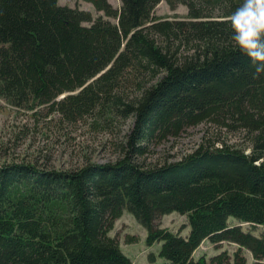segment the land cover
<instances>
[{"label": "trees", "instance_id": "1", "mask_svg": "<svg viewBox=\"0 0 264 264\" xmlns=\"http://www.w3.org/2000/svg\"><path fill=\"white\" fill-rule=\"evenodd\" d=\"M87 1L105 17L57 0H0V98L96 128L133 116L113 162L0 165V264H133L108 234L124 209L147 245L160 242L161 264H245L242 249L264 264V236L241 225H264V72L253 75L231 41L226 18L239 0H166L184 4L183 16L153 14L159 0ZM203 121L242 129L247 145L203 138L179 160H137ZM171 211L185 214L186 234L156 224ZM203 240L237 248L195 257Z\"/></svg>", "mask_w": 264, "mask_h": 264}, {"label": "rangeland", "instance_id": "2", "mask_svg": "<svg viewBox=\"0 0 264 264\" xmlns=\"http://www.w3.org/2000/svg\"><path fill=\"white\" fill-rule=\"evenodd\" d=\"M108 1L114 7L120 5L119 0ZM57 2L61 5L87 9L92 17L99 14L104 16L101 10L95 9L87 0H57ZM186 11V6L182 3H176L175 7L171 8L166 0H159L153 14L183 16ZM126 92L131 93V90L126 89ZM132 124L133 116H129L125 119L116 118L96 128L91 124L90 117L67 122L60 120L55 113L48 114L44 106L27 110L14 107L0 98V165L27 162L38 169L73 170L90 162H113L121 156V143L123 144ZM203 138L219 143H231L238 147L247 145V137L242 129L227 131L203 121L186 127L176 137H168L149 144L146 154L138 157L137 160L143 165L176 161L193 150ZM228 221L236 222L233 217H229ZM155 222L182 235L188 231L185 214L176 211L163 214ZM241 225L243 229H249L255 235L264 236V225L253 227L247 223ZM108 234L116 237L121 251L130 257L133 264H161L163 261L157 256L160 242L147 245L145 228L125 209L114 220ZM236 248L237 244L234 242L213 243L203 240L195 249L194 256L204 254L208 257L222 250L232 252ZM151 253L154 255L153 261L148 258ZM242 253L246 257L245 264H251L253 259L249 251L242 249Z\"/></svg>", "mask_w": 264, "mask_h": 264}, {"label": "clouds", "instance_id": "3", "mask_svg": "<svg viewBox=\"0 0 264 264\" xmlns=\"http://www.w3.org/2000/svg\"><path fill=\"white\" fill-rule=\"evenodd\" d=\"M226 19L231 41L249 58L253 75L264 72V0H239Z\"/></svg>", "mask_w": 264, "mask_h": 264}, {"label": "water", "instance_id": "4", "mask_svg": "<svg viewBox=\"0 0 264 264\" xmlns=\"http://www.w3.org/2000/svg\"><path fill=\"white\" fill-rule=\"evenodd\" d=\"M62 96V95H61Z\"/></svg>", "mask_w": 264, "mask_h": 264}]
</instances>
